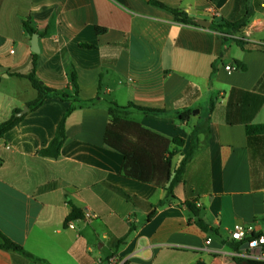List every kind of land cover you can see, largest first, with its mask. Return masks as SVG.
<instances>
[{
  "label": "crops",
  "instance_id": "0c3cea01",
  "mask_svg": "<svg viewBox=\"0 0 264 264\" xmlns=\"http://www.w3.org/2000/svg\"><path fill=\"white\" fill-rule=\"evenodd\" d=\"M155 1L226 23L249 10L244 49L233 40L239 36L215 30L213 20L208 28L184 25L149 0H0V125L38 96L25 78L33 54L23 22L30 20L40 37L36 75L45 86L72 92L74 68L85 102L109 97L123 107L199 110L186 122L139 112L128 117L166 139H183L181 154L204 117L211 131L201 136L177 199L160 207L166 191L125 177L124 157L105 144L108 108L97 103L68 117L58 159L39 152L70 103L49 99L29 111L0 139V232L37 261L0 250V264H105L114 257L125 264H236L250 251L247 241L231 239L234 227L264 233V134L247 135L248 126L264 127V0ZM235 61L246 71L229 72ZM12 84L29 87L32 97L7 89ZM188 203L215 233L196 225ZM74 210L82 218L68 220ZM87 212L96 217L86 219Z\"/></svg>",
  "mask_w": 264,
  "mask_h": 264
},
{
  "label": "trees",
  "instance_id": "16d2710c",
  "mask_svg": "<svg viewBox=\"0 0 264 264\" xmlns=\"http://www.w3.org/2000/svg\"><path fill=\"white\" fill-rule=\"evenodd\" d=\"M149 3L155 7L170 12L175 17V20L181 24L199 27L194 18L181 10L169 8L155 0H149ZM250 19L251 13L248 10L245 17L239 22H227L223 26L214 24L213 28L217 31L227 32L229 35L235 34L246 28L249 25ZM23 26L30 37L37 34V31L31 26L30 20L24 21ZM97 32L102 34L105 32V30L98 28ZM225 41H227V39H225ZM234 41L239 47L244 49L245 43L242 40ZM82 47L86 49L95 48L94 46L89 45H82ZM32 57V71L25 78L31 83V86L37 92L38 96L34 101L27 104L30 112H35L40 109L49 99H58L62 102L70 103L68 112L64 115L57 127L54 139L47 148L39 152V155L42 157L58 159L61 156V150L67 139L66 123L68 117L77 109L91 107L99 102L97 100L85 102L80 99L77 73L74 68H71L69 71L72 92L60 93L45 86L36 75L38 55L33 54ZM216 65L217 63L213 66V75L217 71ZM234 65L237 71H246L247 69L245 65L238 61H235ZM107 107L110 120L105 133V144L124 157L122 169L123 175L129 179H133L166 191V200L159 204L160 207L165 206L168 201H175L177 199L175 195V189L179 185L185 183V173L187 166L196 155L197 149L201 143V136H204L205 139H208L211 134L209 129L210 116L201 119L200 122L194 127L191 133V147L185 154H181L179 149H182L185 146V141L183 139H166L143 128L139 123L130 120L128 117L133 112H139L145 115L157 117L172 116L181 120L182 122H186L189 121L193 116L192 110L169 113L164 110L140 108L134 104H129L128 106L123 107L113 102L107 103ZM213 109L214 105H211L210 112H212ZM20 112V110H16L9 120L0 125V139L17 128L23 121L25 116L23 118L16 117V114ZM255 134L263 135L264 127L248 126L247 135L250 137ZM172 146L176 148L171 150ZM178 155H181V160L176 167H173V159ZM187 206L190 209L193 219L199 228L209 234L215 233V230L210 228L201 218V212L194 204L188 203ZM153 216L154 212L149 215L148 220H151ZM81 218V212L74 210L68 220ZM256 236H264V233L258 234ZM126 239L127 236L120 241L119 245L123 244ZM0 250L19 253L31 260H36L32 255L28 254L21 245L14 243L1 232ZM236 250L238 251L239 248H236ZM235 263L264 264L244 258H236Z\"/></svg>",
  "mask_w": 264,
  "mask_h": 264
},
{
  "label": "built area",
  "instance_id": "2783aa9c",
  "mask_svg": "<svg viewBox=\"0 0 264 264\" xmlns=\"http://www.w3.org/2000/svg\"><path fill=\"white\" fill-rule=\"evenodd\" d=\"M226 69L229 72L236 71V69L233 67H227ZM95 217L96 216L91 212H87L85 214V218L88 220ZM69 228L74 229L73 224H70ZM231 239L238 243L247 241L250 254L246 256L245 259L264 262V236L257 237L254 235V230L252 228H247L243 225H236L231 232ZM209 243L210 242H208V244ZM105 264H125V262L114 257Z\"/></svg>",
  "mask_w": 264,
  "mask_h": 264
},
{
  "label": "water",
  "instance_id": "95a60500",
  "mask_svg": "<svg viewBox=\"0 0 264 264\" xmlns=\"http://www.w3.org/2000/svg\"><path fill=\"white\" fill-rule=\"evenodd\" d=\"M190 16L195 19L196 23L204 28H208L210 25V22L213 20V23L219 24V25H225L226 22L223 20L222 17H215L212 18L210 13L207 12H191ZM39 35L35 34L32 36L31 39V52L32 54L39 55L41 50H40V45H39ZM30 109L28 107H25L24 110H22L20 113L16 115L17 118H23L25 115L29 113ZM200 111H194L193 114H199ZM246 248H249V245H245ZM248 264V263H245Z\"/></svg>",
  "mask_w": 264,
  "mask_h": 264
},
{
  "label": "rangeland",
  "instance_id": "374dc122",
  "mask_svg": "<svg viewBox=\"0 0 264 264\" xmlns=\"http://www.w3.org/2000/svg\"><path fill=\"white\" fill-rule=\"evenodd\" d=\"M260 19H262L261 17H260ZM253 23V18H251L250 19V22H249V25L250 24H252ZM248 25V26H249ZM247 26V27H248ZM246 27V28H247ZM246 28H244L242 31H240V32H238V33H235V35H237V36H239L240 37V39L243 41L244 39H242V38H245V35H244V30L246 29ZM228 39V38H227ZM233 40H235V39H233ZM7 89H11V90H14V91H20L21 93H22V95H23V98H26V99H30L31 97H32V93L31 92H33L34 93V91H30L31 89H29V87H28V90H26L25 89V87L23 86V87H19V86H15V85H10V86H7ZM36 94V93H35ZM110 98L108 97V98H106V100H104L103 102H99V104L101 105V106H104L105 108H108L107 107V103H109L110 102V100H109ZM204 107V106H203ZM23 110H24V108H23ZM194 111H197V110H193V112ZM17 115V114H16Z\"/></svg>",
  "mask_w": 264,
  "mask_h": 264
}]
</instances>
